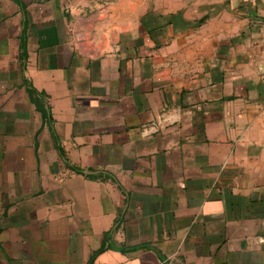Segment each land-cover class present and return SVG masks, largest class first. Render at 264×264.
Instances as JSON below:
<instances>
[{"label":"crops","instance_id":"obj_1","mask_svg":"<svg viewBox=\"0 0 264 264\" xmlns=\"http://www.w3.org/2000/svg\"><path fill=\"white\" fill-rule=\"evenodd\" d=\"M0 264H264V0H0Z\"/></svg>","mask_w":264,"mask_h":264},{"label":"built area","instance_id":"obj_2","mask_svg":"<svg viewBox=\"0 0 264 264\" xmlns=\"http://www.w3.org/2000/svg\"><path fill=\"white\" fill-rule=\"evenodd\" d=\"M47 1H49V0H36V2H37V3H40V4L45 3V2H47Z\"/></svg>","mask_w":264,"mask_h":264}]
</instances>
